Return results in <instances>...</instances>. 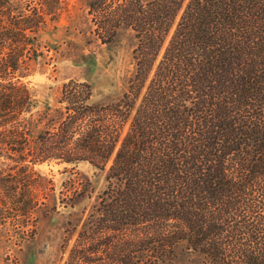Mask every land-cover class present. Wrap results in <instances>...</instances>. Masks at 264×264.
<instances>
[{
  "label": "trees",
  "instance_id": "trees-1",
  "mask_svg": "<svg viewBox=\"0 0 264 264\" xmlns=\"http://www.w3.org/2000/svg\"><path fill=\"white\" fill-rule=\"evenodd\" d=\"M40 1L58 24L64 0ZM87 7L104 44L133 42V71L115 100L93 105L98 64L83 56L85 81H70L43 125L34 113L51 110L49 99L12 81L20 60L38 62L55 39L43 41L36 10L0 27V130L22 142L0 158L56 160L72 178L66 191L86 203L66 264H175L178 254L179 264H264V0ZM24 183L20 201L5 194L3 206H49Z\"/></svg>",
  "mask_w": 264,
  "mask_h": 264
},
{
  "label": "rangeland",
  "instance_id": "rangeland-1",
  "mask_svg": "<svg viewBox=\"0 0 264 264\" xmlns=\"http://www.w3.org/2000/svg\"><path fill=\"white\" fill-rule=\"evenodd\" d=\"M40 2L7 0L0 3V19L5 21L0 22V27H5L11 21H20L27 10L30 13L36 10L37 15L46 22L45 29L39 31L43 32V41H50V37L55 39L53 47L56 50H44L45 56L38 62L32 61L26 66L20 60L17 75L22 77L20 81H12L33 91V97L37 100L49 99L51 110L46 111L40 106L34 118L41 125L56 121L54 109H62L60 103L64 92L71 89L70 81H85L84 66L89 67V63L82 60L83 56H95L98 64L94 72L93 69L89 71L87 81L92 85L93 105L115 100L124 89L126 77L133 71V42L124 34L118 43L104 44L106 40L97 35L87 0H64L66 5L58 24L54 12L41 7ZM5 11L9 12L8 19L3 15ZM5 51L9 52L8 48ZM33 135L36 143L39 141L36 139L38 134L35 132ZM10 143L9 134L4 129L0 130L1 148L18 146L22 142L16 140L12 145ZM67 171L56 160L34 164L28 159L15 165L0 158V264H66L71 248L77 243V233L87 211L85 202L76 201L71 192L66 191L65 187L70 186L68 181L72 179ZM72 176L79 177L76 174ZM26 179L32 187H37L38 196L41 199L44 197L49 205L35 209L29 215L19 210V206L8 208L2 205L5 194H12L15 201H20ZM9 187L13 190H7ZM53 204L58 205L56 211L51 209ZM70 205L74 208L69 209ZM183 260L184 257L178 254L173 261L179 264Z\"/></svg>",
  "mask_w": 264,
  "mask_h": 264
}]
</instances>
